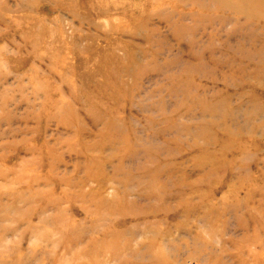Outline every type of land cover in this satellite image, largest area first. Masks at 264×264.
Segmentation results:
<instances>
[{"label":"rangeland","instance_id":"rangeland-1","mask_svg":"<svg viewBox=\"0 0 264 264\" xmlns=\"http://www.w3.org/2000/svg\"><path fill=\"white\" fill-rule=\"evenodd\" d=\"M234 1L0 0V264H264V0Z\"/></svg>","mask_w":264,"mask_h":264},{"label":"bare ground","instance_id":"bare-ground-1","mask_svg":"<svg viewBox=\"0 0 264 264\" xmlns=\"http://www.w3.org/2000/svg\"><path fill=\"white\" fill-rule=\"evenodd\" d=\"M262 1H255L253 2L251 5L249 4L248 6V3L246 0H235L233 3L237 6V5H243L244 3H246V6H248L249 8H247L245 11H247L249 13L250 12H253L254 11V8L259 9L261 7V3ZM264 3V2H263ZM262 3V4H263ZM238 6V7H239ZM245 9V8H244ZM160 261H162V259H160Z\"/></svg>","mask_w":264,"mask_h":264}]
</instances>
